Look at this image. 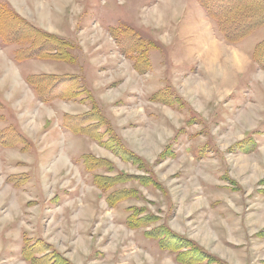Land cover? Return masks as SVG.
<instances>
[{
    "label": "rangeland",
    "instance_id": "1",
    "mask_svg": "<svg viewBox=\"0 0 264 264\" xmlns=\"http://www.w3.org/2000/svg\"><path fill=\"white\" fill-rule=\"evenodd\" d=\"M206 1L0 0L22 18L0 36V264H31L27 247L36 261L181 264L167 227L227 264H264V25L242 31L254 0ZM27 23L75 62L21 40ZM31 75L48 79L41 96ZM86 154L113 170L89 171ZM94 173L129 175L111 191L137 195L110 206Z\"/></svg>",
    "mask_w": 264,
    "mask_h": 264
},
{
    "label": "trees",
    "instance_id": "2",
    "mask_svg": "<svg viewBox=\"0 0 264 264\" xmlns=\"http://www.w3.org/2000/svg\"><path fill=\"white\" fill-rule=\"evenodd\" d=\"M200 1L207 7L208 12H210L209 11L210 6L208 5L209 3L206 0H200ZM251 4H254V7H256L258 11H256V13L254 14V17L252 18V20H250V22H248L247 25H244L243 29L241 28L244 33L249 30L251 31L252 29L257 28L261 25H264V0H254V1H251ZM6 17H11V18L14 17L16 19L19 18L18 14L15 13L13 10L7 8L6 6L4 7V5H0V36L4 38H6L7 36L4 30H8L10 28V26L3 28L4 20ZM19 20H22V18L21 19L19 18ZM27 24H28L27 26L28 28L27 30L24 31V37H23L24 39L21 38V40L25 41L26 43L30 42L33 48L34 46H36V48L38 47L39 49L44 48V53L42 57L45 56L49 52L47 50H49L50 47L47 46L46 44L50 42V44L57 45L56 49L53 50V53H51V57H53L54 59L58 61L63 60V61H67L70 63L75 62L74 55L71 52L73 48L72 44L65 41V39L61 36H58L53 33H49L46 30L35 27L30 23H27ZM222 26L223 25H221L220 23L219 28L223 30L224 28ZM139 49H142V44L140 45V43H139V46L137 45V47L133 49V51L136 53V51H138ZM255 49L256 50L253 56L255 63L261 66L262 68H264V54H263L264 53V41L257 44ZM146 53L140 50V53L136 55L135 58L138 64L145 62V60H147ZM41 78H44V81H42L40 77H39L40 80L36 79L34 75H31L28 78V82L34 87L35 91L40 96L42 95L43 90H45L44 86L42 85L43 84L42 82H46V83L48 82L47 77L43 76ZM39 82H41V84ZM68 91L72 94L74 91L73 86H69ZM105 144L108 145L109 147H112L110 143H105ZM116 152L119 153V151H116ZM121 155L128 156V158H130L133 162L138 163L141 161V160H138L140 158L137 155H134L128 150H123ZM163 156H166L165 151H163L160 154V158L161 157L163 158ZM84 163L86 165V168L92 172L100 167H106L108 168V170H113L112 163L109 160L105 158H97L91 154L84 155ZM129 178L130 176L125 173H121V174L114 175V176L102 175V174H97V173L93 174V182L102 190L103 193H106L107 202L112 207L115 206L119 201L125 199L128 196L137 195L136 190H132V189L111 191L116 183L126 181ZM141 220L142 219L140 217H137V215H134L133 217H129V225L131 227H137L139 225L141 226L143 224L141 223L142 222ZM156 231H160V229ZM153 233L155 236V231ZM159 235L160 237L163 238L162 242L163 244H166L167 246L166 248L168 249V251H171L173 254L175 253V258L181 264H204L206 263L207 260L209 261L210 264H226V262H224L217 256L208 253L206 250L199 247L196 243H194L190 239H187L182 236H177L173 231L169 229V227H167L166 229L163 228V232L160 233ZM25 243H27V240L25 241ZM26 250L29 251L30 249L27 247ZM26 250L24 248L25 256L26 258L29 259L31 264H67L68 262L59 253L55 254L54 256L47 259L46 261H42L40 259H39L40 261L39 260L36 261V259L32 256V253L27 252Z\"/></svg>",
    "mask_w": 264,
    "mask_h": 264
},
{
    "label": "bare ground",
    "instance_id": "3",
    "mask_svg": "<svg viewBox=\"0 0 264 264\" xmlns=\"http://www.w3.org/2000/svg\"><path fill=\"white\" fill-rule=\"evenodd\" d=\"M216 52H217V49L216 48H214L213 50H210V52H209V54L210 55H214V56H216ZM218 54V53H217ZM236 55V57L237 56H239V55H237V54H235ZM198 84V83H197ZM227 264V263H226Z\"/></svg>",
    "mask_w": 264,
    "mask_h": 264
}]
</instances>
